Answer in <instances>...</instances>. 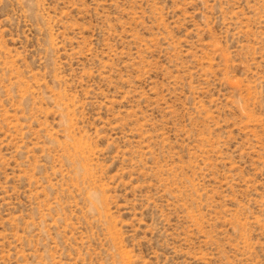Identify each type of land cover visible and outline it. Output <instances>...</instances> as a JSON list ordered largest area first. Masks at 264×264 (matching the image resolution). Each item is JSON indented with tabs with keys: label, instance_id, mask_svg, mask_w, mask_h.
Masks as SVG:
<instances>
[{
	"label": "rangeland",
	"instance_id": "obj_1",
	"mask_svg": "<svg viewBox=\"0 0 264 264\" xmlns=\"http://www.w3.org/2000/svg\"><path fill=\"white\" fill-rule=\"evenodd\" d=\"M0 264H264V0H0Z\"/></svg>",
	"mask_w": 264,
	"mask_h": 264
}]
</instances>
